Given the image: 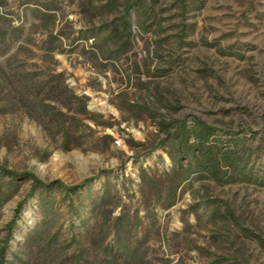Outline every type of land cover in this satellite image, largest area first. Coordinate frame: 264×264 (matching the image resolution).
I'll return each instance as SVG.
<instances>
[{
    "label": "rangeland",
    "instance_id": "obj_1",
    "mask_svg": "<svg viewBox=\"0 0 264 264\" xmlns=\"http://www.w3.org/2000/svg\"><path fill=\"white\" fill-rule=\"evenodd\" d=\"M0 14L25 31L0 39L4 264H119L111 247L135 244L132 264H264V0H0ZM58 72L75 96L51 120L41 83ZM206 127L233 164H190Z\"/></svg>",
    "mask_w": 264,
    "mask_h": 264
},
{
    "label": "trees",
    "instance_id": "obj_2",
    "mask_svg": "<svg viewBox=\"0 0 264 264\" xmlns=\"http://www.w3.org/2000/svg\"><path fill=\"white\" fill-rule=\"evenodd\" d=\"M45 11H39V13H36V16H42L45 15ZM4 16L0 14V39L5 44V47H9L18 40V37L23 34L24 28L23 26H11L10 23L5 27L1 25V21L4 23ZM10 26V30H9ZM19 31V33L17 32ZM25 34V33H24ZM46 52H51L53 50L52 45L46 44L45 47H43ZM51 79H44L41 83V88L45 90L46 95H44L41 99L42 106H43V115L51 118L58 117L59 114L62 115H68L67 112H69L71 109L70 104L72 102V98L75 96L71 90L69 89L68 85L65 83L64 80H62V73H54L50 77ZM28 79V78H27ZM29 81V79H28ZM30 85H28L29 87ZM46 107V108H45ZM62 108L65 109V111L62 110ZM84 112H87L84 108ZM59 126H62L64 133L67 135L70 131L69 127H66L65 120L58 121ZM204 131L196 132L194 133V140L189 143V149L191 150V153L193 154V157H191L190 164H194L195 167H204L208 169L209 167L212 168H218L220 167V160H224L225 162H228L230 164H233V161L235 160L232 155H230V147H226L225 149H221V147L218 145L217 141H221V139H218L219 136L207 129H203ZM212 138H216V141H213ZM68 142V141H66ZM198 154V155H197ZM228 159V160H227ZM230 159V160H229ZM226 163V165L228 164ZM177 167L181 168L179 164V160L176 161V169L174 170L177 173ZM197 170V169H196ZM6 172L8 174V178L11 182H14L15 180V172L7 169H2V172ZM195 171V170H194ZM30 178L32 179V187L34 189L40 188L45 189L51 186H58L61 187L63 190H65L68 193H75L78 190V185H65L63 182H61L59 179H54L48 182H44L40 180L39 178L35 177L34 175H31ZM179 184V183H178ZM178 184L175 186H171L169 188L170 195L173 196L178 188ZM12 194V193H11ZM11 194H9L5 199H7ZM123 221H121V217H117L115 221L113 222V227L116 230V232L119 231V229L124 226ZM117 242H121V237L117 235ZM121 246V245H120ZM119 248L111 247L109 257L111 258V262L115 260V262H118L119 264H132L133 260H135L138 256V247L139 245L135 244L133 249L129 252L128 250H125L123 246ZM4 251L5 246L0 248V264H4Z\"/></svg>",
    "mask_w": 264,
    "mask_h": 264
},
{
    "label": "bare ground",
    "instance_id": "obj_3",
    "mask_svg": "<svg viewBox=\"0 0 264 264\" xmlns=\"http://www.w3.org/2000/svg\"><path fill=\"white\" fill-rule=\"evenodd\" d=\"M101 108H102L103 110H106V105H105L104 102H102V106H101Z\"/></svg>",
    "mask_w": 264,
    "mask_h": 264
}]
</instances>
